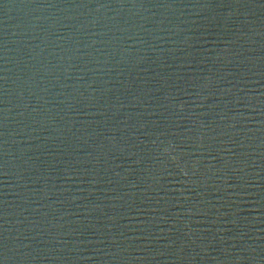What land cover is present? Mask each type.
<instances>
[{"label":"water","instance_id":"95a60500","mask_svg":"<svg viewBox=\"0 0 264 264\" xmlns=\"http://www.w3.org/2000/svg\"><path fill=\"white\" fill-rule=\"evenodd\" d=\"M0 264H264V0H0Z\"/></svg>","mask_w":264,"mask_h":264}]
</instances>
